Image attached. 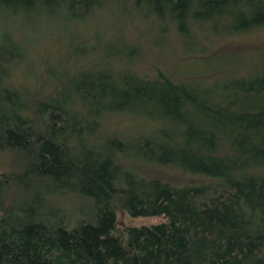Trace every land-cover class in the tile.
<instances>
[{"label":"trees","instance_id":"16d2710c","mask_svg":"<svg viewBox=\"0 0 264 264\" xmlns=\"http://www.w3.org/2000/svg\"><path fill=\"white\" fill-rule=\"evenodd\" d=\"M263 32L264 0H0V264H264Z\"/></svg>","mask_w":264,"mask_h":264},{"label":"rangeland","instance_id":"374dc122","mask_svg":"<svg viewBox=\"0 0 264 264\" xmlns=\"http://www.w3.org/2000/svg\"><path fill=\"white\" fill-rule=\"evenodd\" d=\"M135 24V23H134ZM135 25H138V26H140L139 24H135ZM113 33V32H112ZM244 37H246V36H244ZM241 38V37H240ZM239 38V39H240ZM134 40H136V38H135V36H134V38H133ZM239 39L238 40H236V39H234V42L235 43H242V41L243 42H251V39L252 40H263L264 41V32L263 33H261V34H258V35H253V36H251V35H249V36H247V38L246 39H244V38H242L240 41H239ZM244 39V40H243ZM138 41H140V40H138ZM239 41V42H238ZM141 43H145L144 41H140ZM254 43V42H253ZM166 45H171L170 44V42H169V40L167 39V44ZM144 46H146V51H148L147 52V54L148 53H152V54H154L155 56L154 57H156L157 56V54H156V52H150V49H149V46L148 45H146V44H144ZM37 47H42L41 45L39 46V45H37ZM164 49H162V51L159 53V54H162V55H160V59L161 60H163L162 58L164 57V58H166L167 60H164V61H171V57H170V53H171V50H168L169 48L168 47H163ZM159 54H158V56H159ZM15 74H16V76H15V80H16V82L17 81H19V83H25V85H28L29 84V81H27L26 79H22V78H17L18 77V74L15 72ZM112 122H115L114 121V119H108L106 122H105V127L106 128H104V130L106 131H108V133L115 127H112V128H110V124L112 123ZM113 126V125H112ZM110 130V131H109ZM106 131V132H107ZM3 160L0 158V162H2ZM143 169H141L140 170V173H141V175H144V174H146L147 172H144V171H147V170H144V171H142ZM147 175V174H146ZM172 180H174V179H177V180H179L178 178H177V176H175L174 178H171ZM78 206H79V204H78ZM159 219L158 218H156V217H150V218H130L129 216H127V215H125L124 213H120L119 215H118V221H117V223H118V226H120L121 228H123L124 226H127V225H139V224H150V223H155V222H157Z\"/></svg>","mask_w":264,"mask_h":264}]
</instances>
